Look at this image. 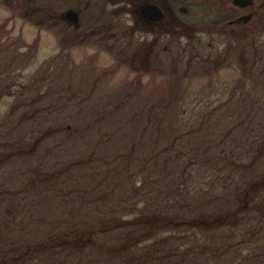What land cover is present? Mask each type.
<instances>
[{
	"label": "trees",
	"instance_id": "obj_1",
	"mask_svg": "<svg viewBox=\"0 0 264 264\" xmlns=\"http://www.w3.org/2000/svg\"><path fill=\"white\" fill-rule=\"evenodd\" d=\"M197 63L199 59H190L188 69ZM5 95L0 90V99ZM161 104H151L155 128L162 127L170 102ZM39 113H25L15 126L0 129V174L17 160L37 159V166L12 173L7 185L0 183V212L4 207L11 218L0 220V264H27L31 258L34 264L38 257L37 264H104L114 257L120 264H227L233 247L261 240L264 174L257 171L264 163V140L252 131L246 130L255 137L251 145L236 141L229 152L225 140L194 143L188 135L172 133L168 139L150 136L149 142H138L130 133L120 143L123 148L109 150L113 137L102 129L107 111L75 128L58 123L23 130V121L39 123ZM61 135L68 141L91 138L94 146L81 159L53 168L49 158L61 147L39 145ZM142 149L145 155L139 154ZM39 197L59 207L62 215L51 222L42 244L29 246L20 240L28 235L30 222L23 221L14 232L13 219L28 214L29 203L37 207ZM254 258L248 264L264 262V256Z\"/></svg>",
	"mask_w": 264,
	"mask_h": 264
},
{
	"label": "rangeland",
	"instance_id": "obj_2",
	"mask_svg": "<svg viewBox=\"0 0 264 264\" xmlns=\"http://www.w3.org/2000/svg\"><path fill=\"white\" fill-rule=\"evenodd\" d=\"M206 1L179 3V7L189 10L186 15L179 14L184 25L169 30L155 44L154 35L149 34L147 28L131 29L134 18L124 14L119 24L110 23L117 24L113 31L104 28L99 30L101 34L84 36L92 28L99 29L94 24L85 26L87 15H81L78 30L61 18L67 10L78 9V0H0V90L7 93L0 99V129L15 126L21 117L28 116L25 113L37 115L40 112L41 118L39 123L38 120L20 121L26 131L33 126L44 130L58 123L75 128L102 111L110 114L117 110L102 124L103 131L113 137L109 150L123 148L120 143L130 133L138 142H149L150 136L168 139L171 133L188 135L194 143L204 140L215 145L225 140L223 148L228 152L236 141L249 140L247 146L253 143L251 140L255 137L249 136L247 131L258 136L257 140H264V92L249 96V88L245 95L232 94L226 88L232 76L227 69H219L213 78L211 76L209 62L205 61L210 42ZM106 12L103 19L111 22L110 5ZM190 59H199L200 63L188 69ZM252 73V76L248 73L251 82V77L260 76L257 68H253ZM152 103L160 107L161 103L169 104L161 128H155L156 124L150 121L149 114L156 109ZM143 128H148L145 135H141ZM90 139L68 141L62 136L48 139L39 147H61L60 152L51 153L52 162H48L49 166L57 168L68 160L86 156L94 146L90 147ZM98 139L94 138L93 142ZM144 152L142 149L139 154L145 155ZM259 165L257 172L261 176L264 163ZM29 166H37V159L15 161L10 171L0 174V183L7 185V181L15 177L12 173H20ZM262 198L264 205V193ZM39 199L37 207L30 206L32 203L26 206L28 214L13 219L14 232L20 231L25 224L23 221L30 222L28 235L20 240L29 246L42 244L51 222L62 215L59 207L49 205L43 197ZM3 212L4 207L0 212L2 222L11 219ZM263 256L264 231L260 241L233 247L226 263L240 259L239 264H248V260L255 257L261 261ZM114 258L116 260L111 262L104 259L103 263H121L118 257ZM31 260L27 264H31ZM33 261L37 264L39 257ZM258 263L253 261V264Z\"/></svg>",
	"mask_w": 264,
	"mask_h": 264
},
{
	"label": "flooded vegetation",
	"instance_id": "obj_3",
	"mask_svg": "<svg viewBox=\"0 0 264 264\" xmlns=\"http://www.w3.org/2000/svg\"><path fill=\"white\" fill-rule=\"evenodd\" d=\"M182 1L78 0V9L69 10H75L80 15V21L82 20L81 15H87L88 25L85 24V26L93 24L99 26V29L92 28L90 33H85L84 36L88 37L93 33V35L101 34L98 32L103 31L104 28L107 29L106 31H113L117 24L111 25L110 23L114 21L119 24V18L124 14L134 18L131 29H135V26H144L149 30V34L154 35L156 44L169 30H175L176 27L181 28L184 25L179 16V14L186 15L182 13L183 6L179 7ZM207 1L210 37L207 60L212 78L219 72V69L230 70L232 76L226 83L229 92L235 95H245L250 88V94L262 95L264 92V68H262L264 65V0H253L247 6H236L233 0ZM109 5L112 19L111 22L108 20L105 22L103 16H106ZM99 7L100 12H98ZM62 18L65 19L64 16ZM80 27L79 25L75 28L78 30ZM253 68L258 69L260 76L251 77L252 83L248 79V73L250 72L252 76Z\"/></svg>",
	"mask_w": 264,
	"mask_h": 264
},
{
	"label": "water",
	"instance_id": "obj_4",
	"mask_svg": "<svg viewBox=\"0 0 264 264\" xmlns=\"http://www.w3.org/2000/svg\"><path fill=\"white\" fill-rule=\"evenodd\" d=\"M233 1L236 4V6L237 5L247 6V4H249L253 0H233ZM181 10L182 12H187L186 8H182ZM63 16L65 17L66 20L69 21V23L79 25L80 17L76 11L70 10L66 12Z\"/></svg>",
	"mask_w": 264,
	"mask_h": 264
}]
</instances>
